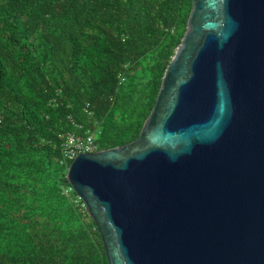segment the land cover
I'll use <instances>...</instances> for the list:
<instances>
[{
	"label": "water",
	"instance_id": "obj_1",
	"mask_svg": "<svg viewBox=\"0 0 264 264\" xmlns=\"http://www.w3.org/2000/svg\"><path fill=\"white\" fill-rule=\"evenodd\" d=\"M65 178L107 264H264V0H191L138 136Z\"/></svg>",
	"mask_w": 264,
	"mask_h": 264
},
{
	"label": "trees",
	"instance_id": "obj_2",
	"mask_svg": "<svg viewBox=\"0 0 264 264\" xmlns=\"http://www.w3.org/2000/svg\"><path fill=\"white\" fill-rule=\"evenodd\" d=\"M191 0H0V264H107L60 133L135 139ZM67 190V191H66Z\"/></svg>",
	"mask_w": 264,
	"mask_h": 264
},
{
	"label": "built area",
	"instance_id": "obj_3",
	"mask_svg": "<svg viewBox=\"0 0 264 264\" xmlns=\"http://www.w3.org/2000/svg\"><path fill=\"white\" fill-rule=\"evenodd\" d=\"M59 137L61 138V159L64 161L71 162L80 153L98 150L94 135L91 132H86L84 136H81L70 131H65L60 133ZM67 190H72V187L69 186ZM81 205L86 207L83 201Z\"/></svg>",
	"mask_w": 264,
	"mask_h": 264
}]
</instances>
